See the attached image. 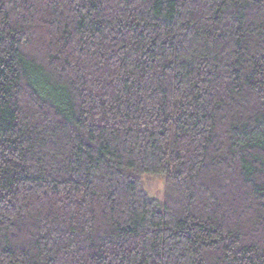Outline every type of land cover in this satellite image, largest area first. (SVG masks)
<instances>
[{
	"label": "trees",
	"instance_id": "trees-1",
	"mask_svg": "<svg viewBox=\"0 0 264 264\" xmlns=\"http://www.w3.org/2000/svg\"><path fill=\"white\" fill-rule=\"evenodd\" d=\"M0 264H264V0H0Z\"/></svg>",
	"mask_w": 264,
	"mask_h": 264
},
{
	"label": "rangeland",
	"instance_id": "rangeland-1",
	"mask_svg": "<svg viewBox=\"0 0 264 264\" xmlns=\"http://www.w3.org/2000/svg\"><path fill=\"white\" fill-rule=\"evenodd\" d=\"M144 186L151 197L162 200L164 197V180L161 178L145 177Z\"/></svg>",
	"mask_w": 264,
	"mask_h": 264
}]
</instances>
